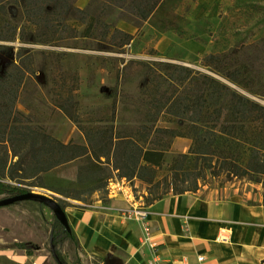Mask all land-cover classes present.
<instances>
[{"label":"trees","instance_id":"16d2710c","mask_svg":"<svg viewBox=\"0 0 264 264\" xmlns=\"http://www.w3.org/2000/svg\"><path fill=\"white\" fill-rule=\"evenodd\" d=\"M165 1L90 0L80 7L77 0H0V39L13 38L18 32V24L8 11V5L14 3L21 7L22 17L34 26L35 38L42 44L60 45L75 39L78 27L82 26L83 37L98 41L109 38L121 49L134 35L118 28L117 21L126 20L140 30L145 22L157 16ZM157 27L161 31L170 28ZM240 49L246 55L242 59ZM253 49L252 44H246L222 53L208 52L203 65L210 72L165 62L167 71L161 74L153 68L157 63L154 60L130 59L124 67H134L136 75L147 77L142 90L149 99L142 104V111L151 118L135 125L123 126L114 118L108 123L83 125L78 122L79 115L61 103L64 114L83 130L86 143L82 144L71 140L64 143L41 125L27 122L16 102L34 74L31 54L18 53V61L0 76V194L13 196L28 190L11 183L12 180L44 186L45 172L76 159L83 161L81 172L85 180L107 183L115 171L118 178L144 181L149 187L143 196L147 204L170 193H196L208 174L225 180L246 176L264 187V105L228 82L251 87L260 80L262 64L256 61ZM161 120H182V125L180 128L157 125ZM176 136L188 137L192 143L160 175L169 139ZM37 178V182L32 181ZM54 191L74 197L72 190L65 187ZM16 202L19 201L13 203ZM51 230L48 245L54 248L47 264H59L55 256L68 264L58 243L71 239L72 231L57 217ZM18 245L28 251L38 246L32 242Z\"/></svg>","mask_w":264,"mask_h":264},{"label":"rangeland","instance_id":"374dc122","mask_svg":"<svg viewBox=\"0 0 264 264\" xmlns=\"http://www.w3.org/2000/svg\"><path fill=\"white\" fill-rule=\"evenodd\" d=\"M8 11L9 17L18 24V32L13 38L0 39V76H4L8 67L18 61V53L31 54L34 76L20 92L17 107L29 124L41 125L64 143L71 140L82 144L86 143V139L77 123L64 114L61 103L73 109L79 115L78 122L83 125L108 123L112 118L123 126L135 125L151 118L142 111V104L149 99L142 90L147 77L136 75L134 67H124L130 59L154 60L157 63L153 64V68L161 74L167 71L165 62L210 72L203 65L208 52L222 53L252 44L256 61L262 64L258 82L251 87H243L217 76L264 105V0H167L157 16L145 22L130 43L121 49L114 46L109 38L98 41L83 37L82 26L78 27L75 39L65 40L60 45L42 44L35 38L34 26L22 17L20 6L11 3ZM164 25L170 28L161 31L157 27ZM160 37L167 42L157 47ZM190 42L198 47H190ZM241 51L240 59L246 56ZM156 124L180 128L182 120H161ZM169 140L160 175L165 174L173 158L185 152L192 143L185 136ZM82 163V159H76L45 172L42 176L44 186L41 187L19 184L14 180L11 183L28 190L43 191L63 204L64 208L75 206L83 209L92 206L98 199L106 202L110 184L117 177L116 172L107 183L92 182L83 178ZM129 180L131 185L138 184L136 188L133 186L136 194L139 190V195L143 197L148 192V184L144 181L137 178ZM32 181L37 182L38 178ZM58 187L71 189L74 197L54 191ZM224 190L236 191L250 203L264 202L262 183L246 176L225 180L224 177L208 174L197 193L220 196Z\"/></svg>","mask_w":264,"mask_h":264},{"label":"crops","instance_id":"0c3cea01","mask_svg":"<svg viewBox=\"0 0 264 264\" xmlns=\"http://www.w3.org/2000/svg\"><path fill=\"white\" fill-rule=\"evenodd\" d=\"M117 27L138 31L123 19ZM166 42L160 37L156 46ZM129 182L112 180L106 202L64 208L72 237L58 249L68 264H149L152 250L163 264H264V202L224 190L220 196L170 193L147 204L135 193L138 184ZM137 205L146 217L134 213ZM54 217L46 204L30 199L0 206V264H47ZM28 241L38 246L28 251L18 245Z\"/></svg>","mask_w":264,"mask_h":264},{"label":"water","instance_id":"95a60500","mask_svg":"<svg viewBox=\"0 0 264 264\" xmlns=\"http://www.w3.org/2000/svg\"><path fill=\"white\" fill-rule=\"evenodd\" d=\"M34 200L37 202H43L44 204H46L53 212V215L55 217H57V219L63 223L64 225L68 226V218L67 215L65 213V209L63 208V206L59 203V201H57L56 199H54L51 195L41 191H35V190H27L26 192L23 193H19V194H14L13 196H2L0 197V206L3 205H10L13 204V202L15 201H22V200ZM54 246L51 244V249H53ZM55 259L57 260V262H59V264H63L59 258H57L55 256Z\"/></svg>","mask_w":264,"mask_h":264},{"label":"built area","instance_id":"2783aa9c","mask_svg":"<svg viewBox=\"0 0 264 264\" xmlns=\"http://www.w3.org/2000/svg\"><path fill=\"white\" fill-rule=\"evenodd\" d=\"M133 211L134 213L137 214V216L139 217H146L147 213H146V209L144 206H135L133 207ZM156 253V250H152L151 252V258L149 259V264H163L161 262V259L155 254ZM202 259V256L199 257V260Z\"/></svg>","mask_w":264,"mask_h":264}]
</instances>
